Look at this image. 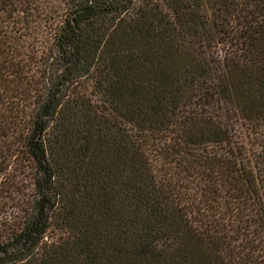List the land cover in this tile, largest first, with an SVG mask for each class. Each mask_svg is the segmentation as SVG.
Returning <instances> with one entry per match:
<instances>
[{
    "label": "trees",
    "instance_id": "16d2710c",
    "mask_svg": "<svg viewBox=\"0 0 264 264\" xmlns=\"http://www.w3.org/2000/svg\"><path fill=\"white\" fill-rule=\"evenodd\" d=\"M0 264H264V0H0Z\"/></svg>",
    "mask_w": 264,
    "mask_h": 264
}]
</instances>
